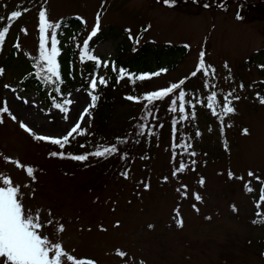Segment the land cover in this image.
<instances>
[{
    "label": "rangeland",
    "instance_id": "rangeland-1",
    "mask_svg": "<svg viewBox=\"0 0 264 264\" xmlns=\"http://www.w3.org/2000/svg\"><path fill=\"white\" fill-rule=\"evenodd\" d=\"M22 3L28 9L8 33L4 52L11 50L17 37L18 52L25 53L44 76L38 59L42 7L53 23L65 15L79 16L78 23L57 34L58 45L71 43L78 51L91 35L98 13L99 29L109 24L120 28L127 51L146 41L182 45L177 54L162 55L160 63L151 58L148 67L142 61L134 63L142 73L161 72L159 76L133 85L127 76L118 83V73L110 87L112 105L106 109L103 125L91 108L81 124L87 134L74 133L63 149L51 139L62 138L70 130L90 103L92 89L69 86L59 99L49 100L21 82L19 70L4 71L0 187H18L17 198L25 213L39 218V234L62 245V264H264V222H260L264 221V104L260 103L264 92H259L264 82L260 67L264 65V0H178L172 7L163 0H0V23ZM46 35L50 50L52 30ZM120 37L109 36L93 47L100 64L91 79L98 82L104 77L108 82ZM201 52L205 66H211L207 80L203 70L191 75L197 71ZM181 80L185 84L174 91L177 112L170 111L164 124L156 120L160 128L150 140L153 146L138 144L125 159L103 166L94 163V156L80 162L50 155L53 151L69 157L92 153L99 141L108 143L123 131L146 102V94ZM206 83L215 84V89L206 88ZM98 86L95 94L101 96ZM181 90L186 94L187 120L180 119ZM212 91L217 92L216 100L210 99ZM230 91L239 99H233L235 111L221 121L207 105L222 104ZM130 95L140 102L126 99ZM65 99L74 103L66 106ZM64 107L70 111L64 112ZM37 135L50 139L40 141ZM185 143L191 144L187 151L182 147ZM181 162L185 170L173 175ZM28 167L33 168V176L28 175ZM125 171L127 178L122 175ZM6 179L11 183L5 185ZM179 219L183 227L178 226ZM69 255L73 261L67 259Z\"/></svg>",
    "mask_w": 264,
    "mask_h": 264
},
{
    "label": "snow or ice",
    "instance_id": "snow-or-ice-1",
    "mask_svg": "<svg viewBox=\"0 0 264 264\" xmlns=\"http://www.w3.org/2000/svg\"><path fill=\"white\" fill-rule=\"evenodd\" d=\"M163 3L166 6L172 7L175 5V0H163ZM208 5H205L207 7ZM12 18H18L21 16L20 11H15L12 14ZM39 17V32H40V52L38 59L40 60V67L45 73L44 78L48 82H58L60 80V65L57 60V56L59 53V49L57 47L59 41L57 39V33L56 30L61 27L60 22H50L47 19V10L46 8L42 7L41 10L38 13ZM241 17L239 14L237 15V19H240ZM99 13L97 14V23L94 26L93 31L91 32V35L88 37V39L84 42L83 48L81 51V59L82 61L84 59H87L88 61H95L98 65L100 64V61L98 58L91 53L89 41L92 40L93 37L97 35V32L99 30ZM48 30H52V35L50 37V50L48 47H46V44L49 42V37L46 35ZM21 31H24L26 34V29H21ZM8 32V28H4L2 31H0V48L3 47L5 43V33ZM16 48L20 47V44L17 43L15 45ZM103 67H108V64L105 62L103 64ZM211 66L206 67L204 62V53L201 52L200 54V60L198 64V68L196 72L191 73L192 76H196L197 72L200 70H203V75L207 79H209V68ZM227 67V65H225ZM261 68H264V65L260 66ZM115 65L113 64V71H115ZM166 72L167 70H161ZM4 74V69L0 68V75ZM161 72H156L154 74H140V75H134L131 73H125L124 69L119 70V75L117 82L119 83L120 80L124 79L125 76L128 77L130 82L135 84L136 81H145L147 79H150L152 75L159 76ZM211 78L214 79L215 77V69L211 68ZM99 84L103 86H107V80L104 77L99 78ZM98 82L96 78H92L90 80V88L92 89V92L89 93L90 97V103H88L85 108L78 114L76 122L73 126L70 127V130L63 134L62 138H52L51 143L54 145H58L60 149H63L66 144L69 143V137H72L73 134L77 135H86V130L81 128V124L84 122V117L86 115L90 114V109L94 108L96 106V102L98 101L99 97L95 94L98 86ZM186 80H181L179 83H173L170 87L162 90L153 91L149 94H146L144 96V99L148 102L147 112L145 115V119L154 117V102L161 100L165 97H168L170 93H173L174 90L180 89L183 84H185ZM205 87H211L215 89L216 85L208 83L205 84ZM241 88L244 87L243 84L240 85ZM185 92L183 90L179 91L178 93V99L180 101L179 106V112L182 114L180 119L181 120H187L189 119V115L185 111ZM126 99L129 101L135 100L136 102H140V98L133 97V96H127ZM210 99L216 100L217 99V92L212 91L210 93ZM233 99H239L238 96H233V93L230 91L227 94L223 96V103L219 105H213L209 103L207 106L212 109L213 115H218V119L221 121L223 120L225 115L231 114L235 111V108L232 106ZM72 99H65L63 101V104L66 106H71L73 104ZM172 107L170 108V111L175 113L177 112L176 101L173 100ZM260 103L264 104V98L260 100ZM57 108H61L60 104L56 105ZM194 108L195 105H192ZM9 111L7 104L3 107V112L7 113ZM64 112L70 111L69 107L63 108ZM195 111L191 112V117L195 118ZM12 119H16L15 116L12 117ZM3 121L0 120V123ZM21 127L25 128L26 130L30 131V129L27 128L26 125L21 123ZM145 127H148L146 125H142L141 129H139V134L144 135L143 129ZM246 132V130H245ZM199 135V133H197ZM35 139L40 141H47L50 139L48 136L44 135H37L35 136ZM185 151H187L189 148H191L190 143H185L183 146ZM118 147L113 145L111 147H104L103 150H97L95 152L89 153L87 155H72L67 156L63 151L56 152L53 151L50 153L51 156L65 159L69 158L75 161H86L89 159V156H95L98 158L103 157H110L113 154L118 152ZM191 156H195V152L188 153ZM193 164H195V161H192ZM186 165L181 162L179 165L178 170L173 172V175L177 174L178 172H183L185 170ZM27 173L29 176H33V168L28 167ZM122 175L127 178V171L123 172ZM253 173L249 172V176H252ZM229 178H233V174L229 172ZM165 180H167V177H165ZM11 182L9 180H4V184L8 185ZM201 184H203V180L200 181ZM147 188L148 185H145ZM186 189V186H182ZM246 190L251 191L250 188H246ZM177 191H180V189H177ZM19 193L18 187H0V264H62V257L65 255L62 245L59 243L52 244L46 237H42L39 234V229L42 227L41 224L38 222V217L34 218L32 214L25 213V210L23 208L22 203L17 198ZM186 195V192H185ZM262 198H264V191H262ZM195 199L199 201L201 197L199 194H195ZM195 207V205H194ZM210 219V218H209ZM254 223L258 222L256 220L253 221ZM264 222V221H260ZM178 226L183 227V221L182 219L177 220ZM63 230V226L61 225L59 228V231ZM50 253L52 255H50ZM120 256H124V252L118 253ZM67 259L69 261H73L72 256H67ZM77 264H83V261L77 262ZM88 264H94V262L89 261ZM142 264V262H141Z\"/></svg>",
    "mask_w": 264,
    "mask_h": 264
},
{
    "label": "trees",
    "instance_id": "trees-1",
    "mask_svg": "<svg viewBox=\"0 0 264 264\" xmlns=\"http://www.w3.org/2000/svg\"><path fill=\"white\" fill-rule=\"evenodd\" d=\"M178 0H175V3ZM20 6H16L12 8L6 18L0 23V31L4 28H8V32L5 33V39L10 32L11 28L14 26L16 21L19 19L12 18V13L15 11H20L21 14L24 13L28 9V5L25 3L19 4ZM80 21V18L77 15H65L60 18L59 22L61 23V27L56 30V33L59 34L64 32L67 27L74 25ZM121 29L118 27L109 24L107 26L101 27L97 35L89 41L90 50L92 53L93 47L101 40L106 39L109 36L120 37ZM121 38V37H120ZM118 39V50L119 53L116 58H114V64L117 67V70L111 72V77L108 80L107 86L99 85L98 89L102 90V95H97L99 97L96 102V106L93 108L92 115L94 114L99 124L101 121V125H103V120L106 119L107 107H111L112 105V96L111 89L113 85V81H115L116 76L119 73V69H124L125 73H131L134 75L143 74L138 68H134V63H138L142 61L146 67H148V60L156 59L158 63H160L162 55H172L177 54L181 48V44H172V43H164L163 45L146 41L141 47L137 48L133 52L127 51L129 45L124 43V37ZM18 43L17 37L13 42V46L10 51L4 52V45L0 48V68H3L4 71L8 69H17L21 72L20 80L21 82H25L35 88L39 93L44 94L49 100L59 99L66 88L69 86L73 87H84L90 88V77L97 63L95 61H88L81 59V51H78L75 45L69 43L65 46L58 45L59 53L57 56L58 63L60 65V80L58 82H48L44 75L39 73L37 70L36 64L32 62V60L27 59L25 53H19L18 48L15 45ZM40 51V45H39ZM150 59V60H151ZM176 61V60H175ZM146 74L150 72L146 70ZM2 75H0V80ZM141 81H136L139 83ZM132 83V82H131ZM133 84V83H132ZM133 84V85H135ZM183 86V85H182ZM260 93L264 92V82L261 84ZM175 91V90H174ZM129 95V94H128ZM176 97V92L170 93L167 99H162L154 102V119L149 117L145 119V115L147 112L148 102H143L141 105L140 111L137 113L135 117L131 119V122L123 129V131L119 132L117 135L112 137L110 142L105 143L103 140L99 141L98 146L92 150V152L99 150H103L104 147H111L113 145L118 147V152L113 154L110 157L98 158L94 156V163L97 161L102 166L107 164L108 162L113 163V160L121 161L125 159L130 153H132L136 146L139 144L142 145H151L150 140L154 134H159L158 129L160 125H157V121L160 124H164V121L167 115L170 113V108L172 107V101ZM175 118H173L174 122ZM142 125H146L143 129L144 135L139 134V129H141ZM155 130V131H154ZM150 143V144H149ZM82 144L84 142L82 141ZM81 144V145H82ZM115 162L116 164L118 162ZM124 165V163H122Z\"/></svg>",
    "mask_w": 264,
    "mask_h": 264
}]
</instances>
